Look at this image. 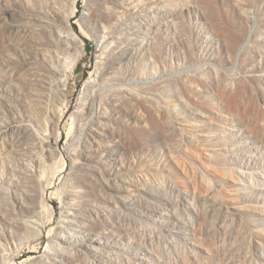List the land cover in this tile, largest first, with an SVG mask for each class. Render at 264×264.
<instances>
[{"label":"rangeland","instance_id":"374dc122","mask_svg":"<svg viewBox=\"0 0 264 264\" xmlns=\"http://www.w3.org/2000/svg\"><path fill=\"white\" fill-rule=\"evenodd\" d=\"M10 9L17 11L14 18ZM173 13L180 17L172 19ZM64 19L83 41L82 52L66 38ZM219 35L226 45L216 44ZM37 42L47 43L60 71L66 69L65 57H80L63 84L48 76L53 86L45 102L61 120L57 188L73 164L75 155L68 153L79 154L85 138L79 126L86 129L113 116L111 140L129 139L132 148L121 161L129 167L127 180L150 187L167 202L153 201L159 213L140 204L111 215L109 220L128 233V240L107 249L112 261L264 264V0H0V75L16 68L25 76L21 61L31 56L20 47ZM127 50L131 56L103 72L104 62ZM212 52L214 60L207 56ZM0 78V127L28 124L20 92L27 77L11 83ZM179 98L193 103L191 111L183 110ZM132 111L145 122L129 129ZM191 112H204L213 121ZM168 115L172 125L157 122ZM45 118L51 121V111ZM240 128L244 132L232 138ZM16 137L12 133L0 142V152L7 151L17 164L30 163L36 142L17 143ZM2 157L0 185L11 177ZM72 179L91 199L103 193L98 171L79 169ZM58 204L57 199L47 224L58 217ZM21 235L0 240L9 254L3 264L46 254V263L38 264L51 262L50 243Z\"/></svg>","mask_w":264,"mask_h":264},{"label":"bare ground","instance_id":"6f19581e","mask_svg":"<svg viewBox=\"0 0 264 264\" xmlns=\"http://www.w3.org/2000/svg\"><path fill=\"white\" fill-rule=\"evenodd\" d=\"M8 14L11 18H14L17 15V11L10 9ZM178 17L180 15L177 13L171 15L172 19H177ZM64 21L68 30L66 38L72 44L78 46L80 49L79 53L82 52L83 41L73 32L68 19H64ZM149 25L150 23H145L144 25L148 33ZM222 37L219 35L216 41L219 47L220 43L226 45L225 40H223L225 36ZM46 45L37 42L33 48L20 47L23 51H29L31 56L30 58L25 55L21 61L25 76L18 74L17 71L19 70L17 69L16 71V68L4 71L0 75L8 79L5 81L10 83L27 77V82L25 83L24 81L23 84L24 87H20V92L25 96L29 122L28 124H22L19 121H13V123L1 124L0 142L9 137L10 134L16 133L17 143L34 140L37 146L36 151L29 153L30 163L19 162L17 164L7 151L0 152L1 156H4L2 158H4L11 175L9 179L5 178L0 185V225L4 226L3 229H0V240L16 241L25 232L33 235V240L36 244L41 241L50 243L49 252H52L54 257L47 264H121L109 258L110 252L107 249L116 245L114 243L128 240V233L109 220L112 217L111 215L128 209L134 210L140 204L147 208L145 211L159 213L153 208V201L167 202L163 198H158L156 196L158 193L150 187L133 185L127 180L126 172L129 167L127 168L121 161L122 156L126 155V153H132V148L130 147L129 139L117 137L116 141L111 140V138H114L115 130L110 125L112 122H117V118L113 116H110L106 123L97 121L86 129H82L79 126L78 132L84 133L85 138L81 142L79 154L68 153L69 155H75V157L72 159L73 164L67 169L69 172L64 171L67 174H64L62 181L58 183V188L63 193L58 191L55 173L63 157V154L58 149L61 138L59 132L61 120L53 106L45 102V94L53 86L48 76L53 75L52 79L55 84H63L66 73L73 72L72 70L80 57L79 55H76L77 57H65L66 69L65 71H60L52 64L50 53L53 54V51L50 52L47 49L48 45ZM50 47L54 48L52 44H50ZM211 47L214 48L213 45ZM131 55L132 53L127 50L120 57L108 59L104 62L103 72L108 74L110 69L114 70L115 67L121 65ZM207 56L213 58L214 54L212 52L207 54ZM179 57L180 54L177 55V58ZM186 57L188 58V56ZM252 57H255V55L252 54ZM7 58L10 59L11 57L7 56ZM227 59L231 61V57H227ZM21 66L20 69L22 68ZM179 96L181 95H176V97ZM179 99H181V102L184 101L181 104L184 107L183 110L191 111V104L193 103L184 98ZM11 110L14 111L13 108ZM48 111H51L52 119L50 122H46L45 118V114H48ZM190 114L201 116L203 120L209 117L210 122L213 121V117L206 115L204 112H191ZM129 116L132 120L126 124L129 129L134 128L140 122H145V118L138 115L135 111L129 112ZM99 120L101 119L99 118ZM157 122L160 125L166 126L167 123L172 125L169 115L166 121L164 118L159 117ZM238 125L240 124L238 123ZM242 132L244 131L240 128L239 133L233 134L232 138H237L236 136H239ZM235 145L236 141H233L232 146ZM168 151L172 152V149H168ZM76 155H78L79 159ZM134 168L136 167L134 166ZM79 169L99 172L98 181L102 187L101 193L102 191L103 193L98 199H91L86 196L87 190L82 189V184L77 182L76 178L72 179V176L76 175ZM84 185L86 186L87 184ZM164 194L166 195V190H164ZM57 199L59 200L57 206L59 215L52 223L47 224L46 216L53 211V203ZM14 217L17 219H12ZM238 224L243 223L240 222ZM70 250L73 255L69 253ZM46 255L36 261L29 258L21 260V262L16 261L14 264L46 263ZM8 258L9 254H7L6 249L0 243V264H3L5 259ZM122 264L133 263L129 261V263L123 262Z\"/></svg>","mask_w":264,"mask_h":264}]
</instances>
